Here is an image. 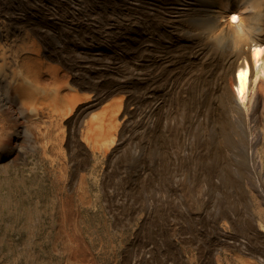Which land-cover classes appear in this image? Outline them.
<instances>
[{
	"label": "bare ground",
	"instance_id": "6f19581e",
	"mask_svg": "<svg viewBox=\"0 0 264 264\" xmlns=\"http://www.w3.org/2000/svg\"><path fill=\"white\" fill-rule=\"evenodd\" d=\"M263 89L264 0H0V168L33 155L70 189L93 177L118 222L135 224L123 264L180 257L178 216L163 211L178 206L161 200L162 183L172 190L177 171L208 166L193 180L202 189L182 187L206 209L203 185L232 163L225 140L239 120L247 132L238 173L262 186L264 134L248 131L264 121ZM209 197L220 215L208 224L225 238L219 223L237 225V207ZM55 200L68 264H98L73 194ZM247 222L244 232L264 242Z\"/></svg>",
	"mask_w": 264,
	"mask_h": 264
},
{
	"label": "rangeland",
	"instance_id": "374dc122",
	"mask_svg": "<svg viewBox=\"0 0 264 264\" xmlns=\"http://www.w3.org/2000/svg\"><path fill=\"white\" fill-rule=\"evenodd\" d=\"M259 113L264 116V104ZM243 123L239 120V132H231V140H225V149L232 163L219 168L221 179L216 185H203L206 209L201 208L200 201L192 203L187 200L182 187L202 189L193 180L208 166L192 165L185 167L182 173L177 171L174 177L179 181L172 190L162 183L161 200L178 206L177 209L163 208V211L169 210L178 216L176 238L180 257L173 264H264V246L258 240L252 241L244 232L251 218L254 229L264 237V228L260 225L264 222V169L260 172L263 183L259 188L252 185L249 177L238 173L241 172L239 160L244 154L243 140L247 132ZM252 123L248 132L264 134V121ZM213 137L217 140L219 135L213 133ZM260 148L264 156V142ZM35 161L31 155L28 165L11 166L8 173L0 168V264L69 263V253L54 227L57 193L61 196L73 194L81 206L82 230L97 263L123 264L126 248L134 247L135 224L132 222L125 227L118 222L93 177L85 184H74L70 189L56 169L46 163L36 166ZM165 167L175 169L174 165ZM230 178H238L239 185L234 186ZM211 194L217 202L230 200L237 207L234 214L237 225L227 220L219 223L225 238L213 233L208 224L213 216L220 215L219 208L213 206V199L209 197ZM200 215L205 218V226L195 220ZM66 229L72 233L70 225ZM210 243L214 245L213 252L211 260L206 261L204 254ZM71 248L78 251L75 242L71 243ZM147 257L151 259L150 255Z\"/></svg>",
	"mask_w": 264,
	"mask_h": 264
},
{
	"label": "snow or ice",
	"instance_id": "6c2138e0",
	"mask_svg": "<svg viewBox=\"0 0 264 264\" xmlns=\"http://www.w3.org/2000/svg\"><path fill=\"white\" fill-rule=\"evenodd\" d=\"M233 21L235 22L237 20V17H232Z\"/></svg>",
	"mask_w": 264,
	"mask_h": 264
},
{
	"label": "water",
	"instance_id": "95a60500",
	"mask_svg": "<svg viewBox=\"0 0 264 264\" xmlns=\"http://www.w3.org/2000/svg\"><path fill=\"white\" fill-rule=\"evenodd\" d=\"M260 244L264 246V242L263 241H260Z\"/></svg>",
	"mask_w": 264,
	"mask_h": 264
}]
</instances>
